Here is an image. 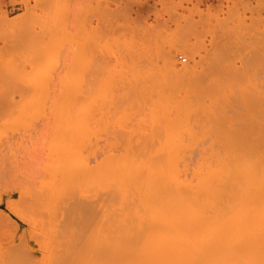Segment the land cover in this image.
I'll use <instances>...</instances> for the list:
<instances>
[{
  "label": "rangeland",
  "instance_id": "rangeland-1",
  "mask_svg": "<svg viewBox=\"0 0 264 264\" xmlns=\"http://www.w3.org/2000/svg\"><path fill=\"white\" fill-rule=\"evenodd\" d=\"M124 1L0 0V264L57 263L9 197L14 159L65 150L95 167L124 145L167 144L169 120L190 145L189 170L222 159L214 168L230 174V217L264 209V0ZM169 60L191 85L175 71L169 80ZM111 183L95 188L113 197Z\"/></svg>",
  "mask_w": 264,
  "mask_h": 264
},
{
  "label": "bare ground",
  "instance_id": "bare-ground-1",
  "mask_svg": "<svg viewBox=\"0 0 264 264\" xmlns=\"http://www.w3.org/2000/svg\"><path fill=\"white\" fill-rule=\"evenodd\" d=\"M169 62L172 70L164 67L169 80L177 77L174 81L178 85H191L193 80L187 78V72L173 70ZM171 71L176 74L173 78L175 74L171 76ZM177 73L183 81L186 77L184 83L177 80L180 77ZM201 80L199 85L196 79L194 85L198 84V89L203 88L202 94L205 91L207 94L211 84L205 87ZM56 99L62 101L61 97ZM174 124L168 121L169 144H160V148L118 145L120 148L115 149L119 153L108 152L95 167L89 163L84 164L86 167L76 166L65 150L53 158L28 154L22 160H13L8 170L12 191L9 197L18 194L16 200L32 216L50 253L56 254V264H264V209L242 205L230 217L229 209L222 205L227 204L229 197L230 174L214 168L216 161L220 163L222 159L213 163L203 159L199 161L202 165L198 163L197 168L189 170L190 145L178 143L179 139L171 135ZM183 157L187 160L183 161ZM78 159L77 164L81 162ZM93 172L96 178L92 177ZM237 178L233 177V181ZM110 179L115 186L113 197H110L113 187L108 190L111 193L103 191V194L95 188L97 182L109 185ZM108 204L115 208L112 213ZM109 214H115L116 218H110ZM240 214H244L243 220Z\"/></svg>",
  "mask_w": 264,
  "mask_h": 264
}]
</instances>
